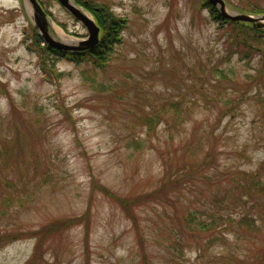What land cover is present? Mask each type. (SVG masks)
<instances>
[{
  "label": "rangeland",
  "instance_id": "1",
  "mask_svg": "<svg viewBox=\"0 0 264 264\" xmlns=\"http://www.w3.org/2000/svg\"><path fill=\"white\" fill-rule=\"evenodd\" d=\"M37 1L51 35L80 46L69 51L99 44L101 28L82 47L83 23ZM86 1L128 18L103 68L40 53L60 48L31 0H0V200L19 195L0 234L62 226L32 262L35 233L0 243V264H264V193L247 190L264 183V32L222 25L205 0ZM224 2L233 16L264 14V0Z\"/></svg>",
  "mask_w": 264,
  "mask_h": 264
},
{
  "label": "trees",
  "instance_id": "2",
  "mask_svg": "<svg viewBox=\"0 0 264 264\" xmlns=\"http://www.w3.org/2000/svg\"><path fill=\"white\" fill-rule=\"evenodd\" d=\"M81 2L83 5L92 9V11L94 13H96V18H97L96 21H97L99 27L101 28V30H103V32L101 34L100 42L96 46V48H94L92 50H85V51H80V52H77V51L76 52H70V53L68 52V54L71 56L72 60H74L80 64L84 62V63L91 64L95 68H103L109 64V61H110L109 56H110V53L113 52L114 47L117 44H119L121 41H123L122 31L127 27L128 18L122 16V17H120V19L119 18L115 19L113 16H109L108 13H106L104 7L97 6V8H95L92 4L89 6V4L87 3L86 0H83ZM204 7L207 8V10L210 12V15L214 18V20L219 21L222 25L225 22H228V23H234L235 22V21L233 22V21L223 17L222 14L217 10V8L215 6H213V4L209 0L204 1ZM107 16L109 18H111L112 20H109L107 18ZM235 23H238V22H235ZM110 30H112V31H110ZM256 31H257L256 32L257 37L259 39H261L262 37H261L260 32H264V28H257ZM245 46H248V45H245ZM248 47H250V46H248ZM253 47H250V48L252 50L256 49V47H254V48ZM38 48H39L38 51L40 53L46 52V56H48V58H50V59L51 58L52 59H59V58L63 57V55H61V54L64 51H62V50L52 48L49 51H47V49H46L47 46L44 48L41 47V49L38 46ZM261 50H262V48H261ZM261 71H262V74H264V66L262 67ZM52 73H54V75L57 76L58 70H56L54 68L53 72H49L48 78L51 80L53 79L51 76ZM12 103H14V102L12 101ZM13 106H14V104H13ZM257 179L252 178V182L249 183V185H248L247 190L249 191V193L251 195L255 194L258 191L264 193V189H263L264 183L262 182V180H260V179L257 180ZM5 181H6V184L4 183V186L5 185H7L9 187L14 186V183L12 182L13 180L6 179ZM254 188H255L256 192L253 191ZM153 195H156L159 197L161 196L160 192L156 191V192H154V194H149L148 197L149 196L152 197ZM12 197L19 198V195L17 196V194L15 195L14 193H10V194H7L6 196L2 197V199L0 200V216L5 215L6 211L8 210V207H10V204L14 203V198H12ZM197 216L198 215L196 212H191V213L188 212L186 215H184L182 217V223L181 224L182 225L184 224L185 226L189 227V225H192V223L196 222V220L198 219ZM228 217L230 219V216H228ZM60 220L49 224L48 227L43 226V228L34 230L35 232L31 231V230H20L18 232H14L16 234L18 233V235L14 234L11 231L2 232V234H0V243L7 244V242H11L12 240L14 241L15 239L17 240L19 236L25 237V235H28V234L32 235L35 233L40 238V240H38L39 242H38L37 250H36L35 256L31 260V262H32L38 257L37 256L38 249H39V247H43L44 240H46L48 233L51 231V230H48V228H53V227L62 228V226L60 224H58V222ZM209 220L211 222L209 223L210 226L208 225V227H211V224L218 222L217 218L215 217V214L211 215L209 217ZM248 220L249 219H247V217H245V218H243L242 221H245V223L247 224V222L248 223L250 222ZM230 222H231V220H230ZM200 223H202L201 220L198 221V224H200ZM249 225H253V224H249ZM247 264H249V263H247Z\"/></svg>",
  "mask_w": 264,
  "mask_h": 264
},
{
  "label": "water",
  "instance_id": "3",
  "mask_svg": "<svg viewBox=\"0 0 264 264\" xmlns=\"http://www.w3.org/2000/svg\"><path fill=\"white\" fill-rule=\"evenodd\" d=\"M60 3L67 9V11L71 12L76 19L83 23L89 31V39L80 42L79 45L82 47L89 48L92 47L95 43L98 42V36L100 33V28L96 24V22L89 17L84 11L74 2V0H59ZM213 4H221V13L222 16L228 17L232 20H243L252 22L254 25L264 27V14L262 15H249V14H238V15H230L225 9L224 0H210ZM31 5H33L34 18L37 24V28L41 31L43 39L48 43V45L55 46L61 49H80V46L74 47L73 45L66 44L60 41H57L52 35H50V20L48 19L47 14L43 11L40 4L37 0H31Z\"/></svg>",
  "mask_w": 264,
  "mask_h": 264
},
{
  "label": "bare ground",
  "instance_id": "4",
  "mask_svg": "<svg viewBox=\"0 0 264 264\" xmlns=\"http://www.w3.org/2000/svg\"><path fill=\"white\" fill-rule=\"evenodd\" d=\"M82 10H83V9H82ZM83 11H84V10H83ZM84 13H86V12L84 11ZM86 14H87V13H86ZM88 14H89V13H88ZM88 14H87V15H88Z\"/></svg>",
  "mask_w": 264,
  "mask_h": 264
}]
</instances>
